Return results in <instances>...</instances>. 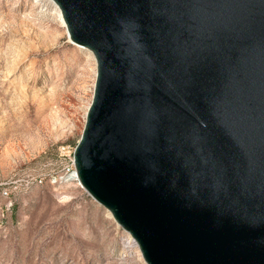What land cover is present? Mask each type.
I'll list each match as a JSON object with an SVG mask.
<instances>
[{"label": "water", "instance_id": "obj_1", "mask_svg": "<svg viewBox=\"0 0 264 264\" xmlns=\"http://www.w3.org/2000/svg\"><path fill=\"white\" fill-rule=\"evenodd\" d=\"M96 72L79 185L146 264H264V0H53Z\"/></svg>", "mask_w": 264, "mask_h": 264}, {"label": "rangeland", "instance_id": "obj_2", "mask_svg": "<svg viewBox=\"0 0 264 264\" xmlns=\"http://www.w3.org/2000/svg\"><path fill=\"white\" fill-rule=\"evenodd\" d=\"M49 12L45 0H0V264H144L78 182L51 180L68 163L59 148L82 133L95 76Z\"/></svg>", "mask_w": 264, "mask_h": 264}, {"label": "bare ground", "instance_id": "obj_3", "mask_svg": "<svg viewBox=\"0 0 264 264\" xmlns=\"http://www.w3.org/2000/svg\"><path fill=\"white\" fill-rule=\"evenodd\" d=\"M37 2H39V1H41V0H36ZM45 1H47L48 2V4L50 5V8H51V12H49V14H50V16H51V18H53V20H57V22L61 25V26H63L64 27V30L66 31V26H65V23H64V20H63V17H62V14H61V11H60V9H59V7H58V5L53 1V0H45ZM66 33H67V31H66ZM68 37V36H67ZM69 39V38H68ZM16 46V45H15ZM77 46V45H76ZM79 49H80V51L82 50L83 51V56H84V62H85V64L87 65V66H89V69H86L85 70V72H88L89 74L90 73H94V76H95V72H96V63H95V58H94V55H93V53L89 50V49H87V48H84V47H80V46H77ZM16 49V48H15ZM20 51H23V50H21L20 48H17V52L19 53ZM24 53V52H23ZM24 55V54H23ZM19 57V56H18ZM16 64H17V61H15L14 62V65L12 66V69H14V67L16 66ZM11 69V70H12ZM93 87V86H92ZM23 88L21 87V90H19V91H21L22 93H24V90H22ZM44 103H45V101H44V99H38V102H37V104H38V108L39 109H42V107L44 106ZM88 106H89V104L87 105V107H86V109L88 108ZM107 215H108V217L109 218H111V219H113V217H112V215H111V213L107 210ZM125 243V242H124ZM126 246L127 247H135L136 248V250H135V252L139 255V256H141L140 255V251H139V249H138V247H137V245H136V242L134 241V239L131 237V235L129 234V233H127L126 234ZM126 247V248H127ZM136 254V255H137ZM140 259H141V257H140ZM144 264H146V263H144Z\"/></svg>", "mask_w": 264, "mask_h": 264}, {"label": "built area", "instance_id": "obj_4", "mask_svg": "<svg viewBox=\"0 0 264 264\" xmlns=\"http://www.w3.org/2000/svg\"><path fill=\"white\" fill-rule=\"evenodd\" d=\"M73 153H74V148H70L69 146H61L59 148V156L64 159H67L68 163L62 174L53 175L51 179L53 183H62V182H70V181L78 182L74 168ZM42 181H43L42 177H36L30 179V181L25 182L24 186H28L29 184L34 182L42 183Z\"/></svg>", "mask_w": 264, "mask_h": 264}]
</instances>
